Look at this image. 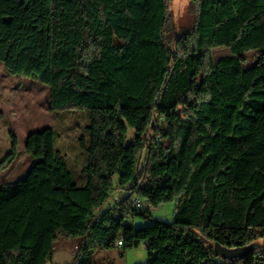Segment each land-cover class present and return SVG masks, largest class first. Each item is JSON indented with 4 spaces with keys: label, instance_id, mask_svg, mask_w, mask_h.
Masks as SVG:
<instances>
[{
    "label": "trees",
    "instance_id": "16d2710c",
    "mask_svg": "<svg viewBox=\"0 0 264 264\" xmlns=\"http://www.w3.org/2000/svg\"><path fill=\"white\" fill-rule=\"evenodd\" d=\"M170 2L0 0L7 73L47 86L52 114L89 113L83 186L52 128L29 135L30 172L0 187V264H48L60 238L81 241L72 264L119 241L144 243L149 264H264V0H190L194 28L174 40ZM214 49L231 56L215 62ZM176 199L172 223L131 222ZM216 244L244 252L227 260Z\"/></svg>",
    "mask_w": 264,
    "mask_h": 264
},
{
    "label": "rangeland",
    "instance_id": "374dc122",
    "mask_svg": "<svg viewBox=\"0 0 264 264\" xmlns=\"http://www.w3.org/2000/svg\"><path fill=\"white\" fill-rule=\"evenodd\" d=\"M169 14L170 22L167 28L169 39H177L193 30L197 9L192 6L190 0H171ZM210 55L215 62L231 56L227 49H214ZM256 63L257 54L255 52L245 55V69L254 67ZM50 103V91L47 86L32 79L9 75L5 65L0 62V161L5 160L12 152L11 134L18 141L17 158L0 173V187L4 184L15 183L28 175L33 166V159L26 152L28 136L32 132H41L47 127L56 132L57 150L66 157L74 181L80 186L86 184L87 179L83 175V170L88 164V159L80 147L79 140L86 136L89 113L70 111L52 114ZM155 124H158L156 119ZM154 125L150 137L154 134ZM134 136V131L130 129L129 140ZM144 163L145 154L141 157L140 169ZM117 183L118 179L115 180L116 185ZM123 192L122 189L116 187L111 201L121 200ZM125 196L124 192L123 197ZM178 205L179 202L176 199L174 202L153 210L150 219L134 218L131 222L135 228L152 227L157 221L172 223ZM80 246L79 239L60 238L56 242L54 257L48 264H72L76 257L80 258V252L77 250V247ZM94 252L93 261L95 264H149V252L144 243L138 248L127 251L117 246L113 250L95 249Z\"/></svg>",
    "mask_w": 264,
    "mask_h": 264
},
{
    "label": "built area",
    "instance_id": "2783aa9c",
    "mask_svg": "<svg viewBox=\"0 0 264 264\" xmlns=\"http://www.w3.org/2000/svg\"><path fill=\"white\" fill-rule=\"evenodd\" d=\"M131 201H132V205L135 208H148L147 202L144 201V200H142V198L139 195H137V194H135L134 196H132V200ZM115 206H116V202L113 201L112 202V207H115ZM117 246L120 247V248L123 247V242L122 241H119ZM77 250L79 251L80 248L77 247ZM90 252H93V248L90 249ZM79 257L80 258H79V262L78 263H81L82 260H84L85 253H79Z\"/></svg>",
    "mask_w": 264,
    "mask_h": 264
},
{
    "label": "water",
    "instance_id": "95a60500",
    "mask_svg": "<svg viewBox=\"0 0 264 264\" xmlns=\"http://www.w3.org/2000/svg\"><path fill=\"white\" fill-rule=\"evenodd\" d=\"M243 252L244 250H227L225 248H222L218 244L215 245L216 256L227 260H232L237 256L241 255Z\"/></svg>",
    "mask_w": 264,
    "mask_h": 264
},
{
    "label": "crops",
    "instance_id": "0c3cea01",
    "mask_svg": "<svg viewBox=\"0 0 264 264\" xmlns=\"http://www.w3.org/2000/svg\"><path fill=\"white\" fill-rule=\"evenodd\" d=\"M47 128H49V127H47ZM46 129V128H45ZM44 130V129H43ZM30 135V134H29ZM29 137V136H28ZM25 178V177H24ZM22 179V178H21ZM18 181V180H17ZM123 194V193H122ZM119 196H121V194H119Z\"/></svg>",
    "mask_w": 264,
    "mask_h": 264
}]
</instances>
